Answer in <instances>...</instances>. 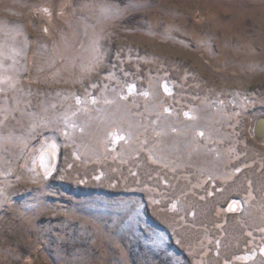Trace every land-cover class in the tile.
I'll return each instance as SVG.
<instances>
[{
	"label": "rangeland",
	"instance_id": "obj_1",
	"mask_svg": "<svg viewBox=\"0 0 264 264\" xmlns=\"http://www.w3.org/2000/svg\"><path fill=\"white\" fill-rule=\"evenodd\" d=\"M264 0H0V264H264Z\"/></svg>",
	"mask_w": 264,
	"mask_h": 264
},
{
	"label": "water",
	"instance_id": "obj_2",
	"mask_svg": "<svg viewBox=\"0 0 264 264\" xmlns=\"http://www.w3.org/2000/svg\"><path fill=\"white\" fill-rule=\"evenodd\" d=\"M254 134L256 138L264 139V117H260L256 120Z\"/></svg>",
	"mask_w": 264,
	"mask_h": 264
},
{
	"label": "bare ground",
	"instance_id": "obj_3",
	"mask_svg": "<svg viewBox=\"0 0 264 264\" xmlns=\"http://www.w3.org/2000/svg\"><path fill=\"white\" fill-rule=\"evenodd\" d=\"M256 123V122H255ZM255 126V125H254Z\"/></svg>",
	"mask_w": 264,
	"mask_h": 264
}]
</instances>
